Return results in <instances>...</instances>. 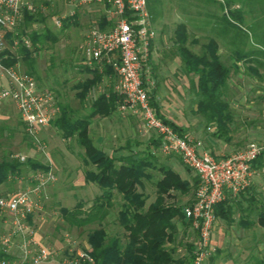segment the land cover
<instances>
[{"label": "rangeland", "instance_id": "1", "mask_svg": "<svg viewBox=\"0 0 264 264\" xmlns=\"http://www.w3.org/2000/svg\"><path fill=\"white\" fill-rule=\"evenodd\" d=\"M70 1L32 0L36 8L33 12V20L29 24L30 26L22 31L29 35L30 31H40L47 27L51 31L60 30L63 22L62 17L70 12L72 6ZM151 1L155 2V0ZM161 1L162 4L157 7V11L162 15L159 20L157 18L156 22L160 35L155 43L156 50L151 57V71L156 82L159 110L167 119L184 129L185 133L195 138L198 137L202 141L206 139L207 135L213 137L211 133L214 127H206L204 119L196 110V96L191 89L190 77L181 70V59L175 54L172 42L174 29L179 23L185 25L188 33V46L195 52H199L201 44L207 42L210 37H215L221 60L230 65L236 60L233 53L234 48L239 47L246 51L255 47L252 44L254 40L252 24L255 22V18L257 21L261 16L258 13L254 14L256 17L252 16L253 14L248 13V8L243 6V1L237 0L232 3H229L228 0ZM73 3L79 6L78 2L73 1ZM239 7L243 11L245 19L240 24L237 23L241 29L230 28L231 34L230 30L227 34H223L221 31L223 24L220 21L216 22L213 17ZM56 19L61 20L60 26L55 24ZM260 31L261 27H257L256 32L260 34ZM234 33L238 34L237 37ZM61 34L57 42L46 41L34 52L35 56L32 55L33 75L40 87L53 92L60 106V114L62 105L68 110L70 117H83L90 112L92 98L107 88H105V83L100 80L88 90L83 99L77 96L76 93L82 89L81 84L88 77L85 73H80L74 68V63H80L79 46L83 39L76 41L74 46H71L74 44L71 42L69 46V44H65V40L68 38L65 32L62 31ZM74 54L75 58L72 57ZM258 58L264 61V56L258 55ZM27 66L28 64L20 60L22 70H27ZM237 66L239 67L237 71L231 70L224 97L229 102L234 116L230 125V141L221 139L224 143L221 151L217 149V156H225L243 149L252 141L261 147V151H264V100L261 97L264 91V65L260 66L255 62L249 64L240 60ZM251 67H255L257 71H253ZM2 82L4 83V80ZM115 83L116 80L113 87ZM91 121L89 133L93 143L114 156L132 153L141 157V155L143 156L142 151L147 149V142L151 138H156L153 131L146 132L144 130L139 117L121 115L117 109L109 116H93ZM40 138L44 143L43 150H39L31 144L13 104L5 101L0 105V160L14 158L19 161L18 156L24 155L26 160L30 159L42 166L49 163L56 175V181L46 188V197L42 207L27 218L38 232L40 241L37 240L50 251L52 260L49 264H63L66 260L75 259L78 252H86L89 248L87 231L91 228L100 226L109 235H119L123 238L124 230L118 222V211L124 200L122 194L116 190L111 206L108 207V213L103 220H96L94 223L81 227L70 226L63 220L62 208L73 209L77 204H81L79 208L83 211L87 210L102 190L95 182L85 178V173L89 169L95 170V166L84 161V149L78 144L75 136L62 137L58 129L51 123L48 128L41 130ZM216 146L218 147V145ZM149 149L155 153V158L152 159L154 167L146 169L147 176L143 177L141 183L137 185V192L145 196V206L155 198L154 182L161 176L159 170L161 165L172 168L180 176L190 175L191 182L195 178L191 175L193 171L187 169L177 155L163 154L152 145ZM26 160L22 162L20 173L9 174L6 182L0 184V195L28 185L32 170L40 167L32 168L26 164ZM255 170L254 182L243 191L248 197L254 195V203L251 204L253 207L260 208L262 205L264 208V166H260L259 169L255 168ZM174 193L179 197L178 192ZM189 196H192V200L194 191ZM177 203L184 204L186 200H178ZM235 211L236 213L232 214L235 218L233 225L225 222L226 227L224 228L227 242L233 244L217 253L212 264H264V227L259 224L258 226L256 220L254 227L250 225L249 229L239 225L240 223L236 220L238 211ZM4 219L6 217H0L1 237L6 236L9 229V225L4 223ZM178 227L179 232L175 242L169 244L175 248L173 255L175 257L187 256V244L189 243L192 246V254L196 240L195 229L191 223L186 225L178 223ZM215 227L219 228L220 222ZM0 246H2L1 243ZM17 246L18 238L15 237L10 244L11 250L18 251ZM208 264L211 263L208 262Z\"/></svg>", "mask_w": 264, "mask_h": 264}, {"label": "built area", "instance_id": "2", "mask_svg": "<svg viewBox=\"0 0 264 264\" xmlns=\"http://www.w3.org/2000/svg\"><path fill=\"white\" fill-rule=\"evenodd\" d=\"M96 1L106 5L111 25L107 29L91 26L79 49L88 64L98 68L111 67L116 78L114 91L120 96L118 112L139 117L144 130L156 134L160 152L179 156L198 178L194 197L182 210L196 231L191 264H206L216 252L212 243L215 206L228 193L236 196L249 185L254 172L253 161L261 153V147L252 141L228 155H213L203 149L200 139L179 133L161 119L151 104L156 82L149 60L156 33L146 0ZM35 10L29 0H0V105L5 101L13 104L31 144L43 150L41 130L59 117L60 106L50 89L40 87L33 74L20 68L16 53L21 47L33 49L29 35L21 31V25L25 12ZM55 24L60 26L61 20L56 19ZM8 34L11 42L7 40ZM7 59L15 60L5 64ZM18 158L21 162L26 160L24 155ZM29 178L28 185L0 195V217H6L4 223L9 225L6 236H0L3 249L8 252L14 238H18V253L1 258L0 264H49L52 260L49 249L37 240L36 230L27 218L42 207L46 188L56 181V175L47 163L32 170ZM89 260L86 252H78L75 259L63 264Z\"/></svg>", "mask_w": 264, "mask_h": 264}, {"label": "trees", "instance_id": "3", "mask_svg": "<svg viewBox=\"0 0 264 264\" xmlns=\"http://www.w3.org/2000/svg\"><path fill=\"white\" fill-rule=\"evenodd\" d=\"M234 0H228L232 3ZM242 2L244 7L248 8V13L260 14L259 18L252 24L254 31L253 45L255 47L243 51L237 47L234 48L236 60L230 65L225 64L218 52V43L215 37H210L207 42L201 44L200 51L195 52L188 46V33L183 23L177 24L174 29V38L172 40L175 54L181 59V70L190 77L191 89L196 96V110L204 119L206 127L213 126L212 136L220 138L223 141H230V125L234 118L229 102L224 98L231 70L237 71V63L244 60L246 63L263 66L264 61L258 58V55L264 56V0H237ZM27 15V12L26 14ZM33 13H29L27 23L33 19ZM256 17V16H254ZM213 18L216 22H221L223 26L222 33L230 34L234 29H241L237 23L244 21L241 7L233 10H227L222 15H216ZM234 22V23H233ZM260 22V23H258ZM232 26V27H231ZM261 27L260 34L256 28ZM228 28V29H227ZM102 29V28H101ZM235 34V33H234ZM236 37L238 34H235ZM234 35V36H235ZM263 36V37H262ZM33 49L29 50L21 47L19 52L22 54V60L28 64L27 70L34 74L32 67V51L39 49L47 39L51 38L50 32L33 30L29 33ZM7 40L11 42V35H7ZM8 52V51H6ZM15 59H7L5 64L14 62ZM104 73H110L111 67L103 65ZM257 71L255 67H251ZM92 73L91 79H86L81 84V91L77 96L84 98L89 89L93 88L100 80L98 66L93 65L88 68ZM192 76V77H191ZM194 78V79H193ZM155 88L151 95V104L155 107L157 115L173 126L179 133H185L176 123L167 119L160 113L157 100L154 99ZM264 100V91L262 94ZM120 96L113 90H107L99 93L92 98L90 103V112L83 117L72 118L68 110L62 106L61 114L52 124L58 129L62 137H76L78 144L84 149V161L95 166V170L89 169L85 173L88 181L95 182L102 190L94 203L87 209L81 210V204L75 208H62L61 215L70 226H84L94 223L96 220H103L108 213V207L111 206L114 191L122 194L123 203L118 211V222L124 230V237L119 235H109L103 227L91 228L87 231V243L89 248L86 250L90 260L83 264H191L192 254L191 244H187V256L175 257L173 252L175 248L169 246L174 243L176 235L179 232L178 223L184 225L190 224L185 218L184 204L170 201L171 193L178 192L181 195L193 193L198 179L195 177L192 182L182 178L178 172L172 168L161 165L159 170L161 176L154 182L155 198L145 206V196L137 192V185L141 179L147 176L146 169L154 167L152 159L155 153L149 149L150 145L158 148L159 139L151 138L147 142V149L142 151L143 156L137 157L132 153L127 155H110L103 149L98 148L92 141L89 133V125L93 116H109L116 111ZM214 155V153L211 152ZM26 164L33 167H44L38 162L30 159ZM264 164V151L253 161V166ZM22 162L14 158H2L0 160V184L6 182L9 174L20 173ZM188 168V167H187ZM224 200L219 202L214 209L216 216H224L226 213L222 206ZM259 225L264 227V208L257 214ZM10 254L0 246V259L10 258ZM212 257V256H211Z\"/></svg>", "mask_w": 264, "mask_h": 264}, {"label": "crops", "instance_id": "4", "mask_svg": "<svg viewBox=\"0 0 264 264\" xmlns=\"http://www.w3.org/2000/svg\"><path fill=\"white\" fill-rule=\"evenodd\" d=\"M29 1L32 2V0H29ZM71 1H70V5H72V6L70 9V12L67 15L62 17L63 22H62V25L60 27V30L51 31L48 29V27L44 28V29L42 28V30H40V31L48 30L50 32L51 38L52 37L55 38L54 41H52L53 39H50V40L47 39V41H49L51 43L57 42L59 36L62 35L61 34L62 31H64L65 35L68 37L65 40V44L67 43L70 46L71 42H74V44L71 45V46H74L76 44L75 43L76 41L78 42L79 39L82 40L84 38L85 33L87 32V30L91 26L95 25L99 28L107 29L111 25L110 19L108 18V15L106 13V5H104L103 3L98 2L96 0H71ZM73 1L78 2L79 6L74 4ZM161 2H162L161 0H155V2H152L151 0H146L147 9L149 12L151 24L155 30V33H156L155 37L151 43V55H150V60H149V64H150L151 68H152L151 57L153 55V52H155V50H156V48H155L156 44L155 43H157L158 37L160 35V32L157 31L158 25L156 22H157V18L159 20L160 15H162V13L160 14L159 11H157L158 10L157 7L162 4ZM91 4H93V5H91ZM25 14H26V12H25ZM28 15H29V12H27V15L24 16V21L22 22V25H21V31L24 29L26 30L28 28V26H30L29 24L33 20L32 19L30 22L27 23L26 19L28 18ZM35 51L36 50L32 51V55L35 54L34 53ZM16 53L19 56V60H22V54L18 50H16ZM32 55H31V57H32ZM72 57L75 58V54ZM93 65H90L87 63V60H86L84 54L81 52L80 63H74V68L76 70H79L80 73H85L88 76L86 79H91L92 73L88 70V68H92ZM98 69H99L100 73H102V76H101L102 83H105V86H106L105 88H107L106 90H104L102 92H105L107 90H113L114 91L113 84H114V81L116 80L114 72L111 70L110 73H104L102 70V69H104V67L98 68ZM86 79H84V81H86ZM102 92H100V93H102ZM157 96L158 95H156V92H155V95H154L155 100L159 99V97H157ZM158 105H159V103H158ZM61 108H62V105H61ZM16 113H17V111H16ZM91 123H92V121H91ZM91 123H90V125H91ZM90 125H89V130H90ZM46 128H48V127H46ZM223 143L224 142L220 138H213V137H210L208 135L206 136V139L202 140L203 149L209 151L210 153L211 152L214 153V155H217V149H219L218 151L222 150V144ZM216 145H218V147ZM214 149H216V150H214ZM172 155H174V154H172ZM260 166L262 167V166H264V164L258 165V166L257 165L253 166L254 172H253L252 179H251L249 185H251L254 182L253 177H254V173L256 172L255 168L259 169ZM187 169H189V168H187ZM191 175L196 177L194 172H191ZM181 177L185 178L191 182L192 178L190 177V175L185 174L184 176L182 175ZM174 192H176V191H173L171 193V197L169 198L170 201L176 200V202H177L178 200L181 201L183 199H185L186 202L192 201L191 200L192 196H189V194L188 195H181L178 193L179 194V197H178L177 194ZM253 199H254V195H251L250 197H248L247 194L244 193V191L243 192L241 191L239 193V195H237V196H232V195H230V193L227 194L226 198L224 199V204H222V206H221L224 208L226 213L223 214L224 216H221V215L216 216V224H219V222H220V227L219 228L215 227L213 234H212V243L216 247V252H215L216 254H214L212 257H210L207 260L206 264H208V262H210L212 264L213 263L212 261L215 260L214 258L216 257L217 253L221 252V250H223L224 248L233 244V243L230 244L229 242H227L226 235L224 233V228L226 227L225 222H227L231 226L233 225L235 218L233 217L234 215H232V214H233V212L236 213L235 210L238 211V216H237L238 218L236 220L238 221V223H240L239 225L246 226L247 229H249L252 225L254 227L255 220L257 221V214L261 209H263V206L260 205L261 206L260 208L253 207V205H251L254 203ZM255 206H257V205H255ZM249 217H251V218L248 219ZM256 223H257V225L259 224L258 222H256ZM178 229H179V227H178ZM36 238L38 239V232L37 231H36ZM8 253L12 256V255H15L16 253H18V251L13 252V250H11V248H10V249H8Z\"/></svg>", "mask_w": 264, "mask_h": 264}]
</instances>
